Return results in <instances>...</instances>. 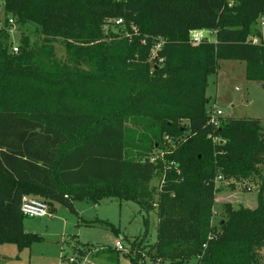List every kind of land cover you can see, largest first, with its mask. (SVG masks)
<instances>
[{
	"label": "trees",
	"instance_id": "trees-1",
	"mask_svg": "<svg viewBox=\"0 0 264 264\" xmlns=\"http://www.w3.org/2000/svg\"><path fill=\"white\" fill-rule=\"evenodd\" d=\"M3 12L0 245L22 251L42 240L25 231L23 196L44 201L52 215L55 203L118 199L147 215L156 205L152 264H260L264 124L213 125L206 89L226 60L246 63V78L264 82V0H4ZM30 25L38 48L23 30ZM12 26L21 30L18 53ZM195 31L215 41L195 45ZM59 41L65 63L55 56ZM221 184H255L257 202L253 210L225 204L214 227Z\"/></svg>",
	"mask_w": 264,
	"mask_h": 264
},
{
	"label": "rangeland",
	"instance_id": "rangeland-1",
	"mask_svg": "<svg viewBox=\"0 0 264 264\" xmlns=\"http://www.w3.org/2000/svg\"><path fill=\"white\" fill-rule=\"evenodd\" d=\"M4 0H0V22L4 21ZM259 28L264 39V19L259 21ZM29 34L31 46L38 48L42 40L34 36V27L23 29ZM21 30L12 26L9 31L12 46H19ZM197 38L215 41L212 32L203 31L201 34H191ZM261 43L259 39L251 40ZM54 51L60 63L67 61L66 48L63 42L54 44ZM80 69L88 67L78 63ZM246 63L240 61H221L216 74L208 77L206 95L210 99L207 106L212 114L221 111V119L252 118L261 120L264 124V82L246 78ZM264 176V166L262 167ZM159 181L151 182L149 188L157 189ZM219 186V185H218ZM222 191L218 195L223 199L215 203V216L212 226L216 227L223 216L224 205L229 203L234 208L245 207L254 209L257 202V185H237L232 189L221 184ZM250 188V190L248 189ZM217 197V198H218ZM157 202V193L153 195ZM221 207V208H220ZM54 211L50 218L25 219L26 233L42 238L30 249L19 251L13 243L0 245V264H62V260L80 257L82 252H89L92 259L97 253L98 260L113 258L114 244L119 241L127 248L126 253L119 254V264H132L137 259L138 264H152L148 252L157 242L158 216L156 205L149 215L132 202L118 199H104L98 205L87 201L74 202L73 209L59 204H53ZM90 259V258H89ZM260 264H264V249L259 252ZM94 264H98L97 262ZM187 264H197L196 259Z\"/></svg>",
	"mask_w": 264,
	"mask_h": 264
},
{
	"label": "built area",
	"instance_id": "built-area-1",
	"mask_svg": "<svg viewBox=\"0 0 264 264\" xmlns=\"http://www.w3.org/2000/svg\"><path fill=\"white\" fill-rule=\"evenodd\" d=\"M10 23L13 25V21L10 20ZM116 26H122L124 24L122 19H117L114 21ZM134 32H137L136 28H133ZM194 34H201V32L195 31L193 32ZM192 33V34H193ZM203 38V37H201ZM201 38H197V36H194L192 38L193 42L195 45L199 44V42L202 40ZM160 48V44L156 46V49L153 50V54L156 52V50H158ZM13 52L14 53H18V46H13ZM222 116L221 111H215L211 114V123L213 125L218 126V120L220 119V117ZM221 180V177H219L217 179V181L219 182ZM21 213L27 217V218H50L52 216V214L49 211V207L48 205L37 198L31 197V196H23L22 197V201H21ZM209 238H211V236H209ZM206 245H204L205 247ZM114 250L120 253H126L127 252V248H125L121 242L117 241L114 244ZM68 263L69 264H92L90 262L89 257L84 254L81 255L79 258L75 257V258H70L68 259Z\"/></svg>",
	"mask_w": 264,
	"mask_h": 264
},
{
	"label": "crops",
	"instance_id": "crops-1",
	"mask_svg": "<svg viewBox=\"0 0 264 264\" xmlns=\"http://www.w3.org/2000/svg\"><path fill=\"white\" fill-rule=\"evenodd\" d=\"M198 32H203V31H198ZM218 197V195L216 196V198H215V203L216 202H218V203H221L222 201H223V199L220 197V195H219V197ZM256 207V206H255ZM221 208V207H220ZM245 208H247V206H245ZM255 209V208H254ZM253 210V209H252ZM214 213H215V210H214ZM85 254L90 258V262L92 263V264H94V263H98V264H116V263H113V261H111V260H98L97 259V256L95 255V256H93V258H95V259H92L91 258V255H90V253L89 252H85ZM117 264H119V262L117 263Z\"/></svg>",
	"mask_w": 264,
	"mask_h": 264
}]
</instances>
